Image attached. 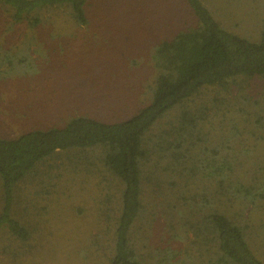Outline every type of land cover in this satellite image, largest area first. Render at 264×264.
Masks as SVG:
<instances>
[{
    "label": "trees",
    "instance_id": "obj_1",
    "mask_svg": "<svg viewBox=\"0 0 264 264\" xmlns=\"http://www.w3.org/2000/svg\"><path fill=\"white\" fill-rule=\"evenodd\" d=\"M87 1L0 0V8L9 26L32 30L50 9L87 25ZM183 1L192 23L154 44L150 99L135 114L112 123L75 116L63 126L0 137V236L7 247L28 242L39 226L33 212L45 208L47 180L64 171L88 174L95 163L115 190L105 194L107 207L97 200L92 216L99 233L91 241L108 264H264L252 247L259 232L264 245V155H255L264 143V16L248 37L202 0ZM19 62L0 54V65ZM209 88L211 98L203 93ZM69 150L80 154L66 156L68 168ZM26 180L38 184L31 194L21 192ZM87 253L88 244L80 258Z\"/></svg>",
    "mask_w": 264,
    "mask_h": 264
},
{
    "label": "rangeland",
    "instance_id": "obj_2",
    "mask_svg": "<svg viewBox=\"0 0 264 264\" xmlns=\"http://www.w3.org/2000/svg\"><path fill=\"white\" fill-rule=\"evenodd\" d=\"M202 1L234 31L255 37L264 0ZM85 11L87 25H74L66 12L50 9L30 30L24 23L9 26L0 8V54L7 51L20 60L12 68L0 65V137L63 126L75 116L109 123L129 118L150 99L154 44L192 23L183 0H88ZM252 87L253 83L250 93L255 94L257 88ZM203 93L208 98L214 94L211 88ZM79 154L69 150L63 159ZM255 155H264V143ZM65 164L69 168L67 159ZM96 165H90L88 174L64 171L60 180H47L45 188L51 194H40L47 199L42 201L45 208L33 212L39 226L24 244L13 240L7 247L8 240L1 235L0 264H108L91 241L99 233L92 216L97 200L107 207L110 201L105 202V194L113 195L115 190L111 177ZM37 185L26 180L21 192L31 194ZM156 224L159 234L160 222ZM261 238L260 232L256 234L252 247L264 260ZM158 239L153 233L152 240ZM86 244L90 253L81 259L80 249Z\"/></svg>",
    "mask_w": 264,
    "mask_h": 264
}]
</instances>
